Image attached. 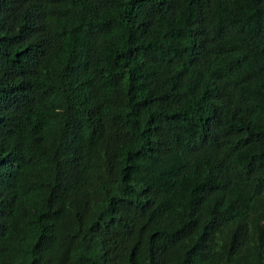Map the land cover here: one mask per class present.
Here are the masks:
<instances>
[{
    "label": "trees",
    "instance_id": "trees-1",
    "mask_svg": "<svg viewBox=\"0 0 264 264\" xmlns=\"http://www.w3.org/2000/svg\"><path fill=\"white\" fill-rule=\"evenodd\" d=\"M0 264H264V0H0Z\"/></svg>",
    "mask_w": 264,
    "mask_h": 264
}]
</instances>
